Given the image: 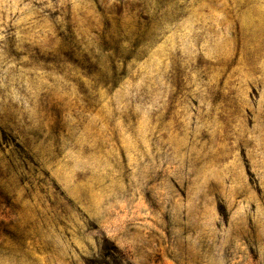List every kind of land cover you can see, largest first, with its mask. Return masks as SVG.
<instances>
[{"label":"rangeland","instance_id":"rangeland-1","mask_svg":"<svg viewBox=\"0 0 264 264\" xmlns=\"http://www.w3.org/2000/svg\"><path fill=\"white\" fill-rule=\"evenodd\" d=\"M0 264H264V0H0Z\"/></svg>","mask_w":264,"mask_h":264}]
</instances>
